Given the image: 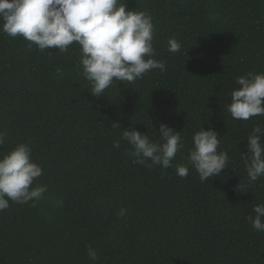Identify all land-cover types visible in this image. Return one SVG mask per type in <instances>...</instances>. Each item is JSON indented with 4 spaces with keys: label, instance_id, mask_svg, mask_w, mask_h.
I'll list each match as a JSON object with an SVG mask.
<instances>
[{
    "label": "trees",
    "instance_id": "obj_1",
    "mask_svg": "<svg viewBox=\"0 0 264 264\" xmlns=\"http://www.w3.org/2000/svg\"><path fill=\"white\" fill-rule=\"evenodd\" d=\"M124 2L152 16L166 70L100 96L80 75L78 44L39 51L0 32V152L28 143L43 170L34 185L48 188L35 207L10 201L0 211V264H264V232L246 220L264 204V176L249 183L241 159L264 116L226 110L236 77L264 72V0ZM160 123L183 139L172 167L134 163L123 140L113 148L131 127L158 141ZM200 127L217 131L229 156L206 182L175 169Z\"/></svg>",
    "mask_w": 264,
    "mask_h": 264
},
{
    "label": "clouds",
    "instance_id": "obj_2",
    "mask_svg": "<svg viewBox=\"0 0 264 264\" xmlns=\"http://www.w3.org/2000/svg\"><path fill=\"white\" fill-rule=\"evenodd\" d=\"M0 32L9 37L22 36L39 51L57 49L64 53L73 43L80 51L79 70L91 85L94 96L104 94L114 82L134 83L152 70H166L163 60L155 59L154 24L146 11L131 10L120 0H0ZM167 50L177 53L181 43L169 38ZM238 87L230 92L226 110L235 120L247 121L264 116V72H248L236 77ZM159 140L147 133L125 128L120 141L131 145L134 163L159 165L167 169L184 147L180 131L159 124ZM6 133L0 131V147ZM219 133L211 127H200L192 136L186 163L176 164V174L185 178L189 167L195 169L202 182L221 174L229 164L227 152L218 150ZM264 127L256 125L247 136V151L242 153L249 183L264 176ZM28 143H17L11 150L0 152V211L10 201L33 207L45 197L47 185L35 184L43 175L41 166L32 159ZM240 191V183L237 185ZM254 216L246 220L257 232H264V204L253 206Z\"/></svg>",
    "mask_w": 264,
    "mask_h": 264
}]
</instances>
